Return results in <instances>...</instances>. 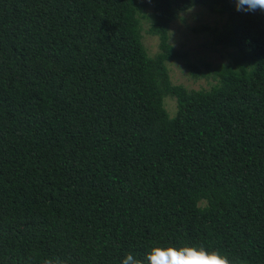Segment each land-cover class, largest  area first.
I'll return each mask as SVG.
<instances>
[{
	"label": "trees",
	"instance_id": "obj_1",
	"mask_svg": "<svg viewBox=\"0 0 264 264\" xmlns=\"http://www.w3.org/2000/svg\"><path fill=\"white\" fill-rule=\"evenodd\" d=\"M194 6L226 16L192 29L227 60L171 42V22ZM176 60L213 82L173 83ZM185 244L264 264V12L0 0V264H120Z\"/></svg>",
	"mask_w": 264,
	"mask_h": 264
},
{
	"label": "rangeland",
	"instance_id": "obj_2",
	"mask_svg": "<svg viewBox=\"0 0 264 264\" xmlns=\"http://www.w3.org/2000/svg\"><path fill=\"white\" fill-rule=\"evenodd\" d=\"M180 18L171 22L169 26V32L171 36V42L179 50L185 53L194 55H203L206 59L219 62L221 60H227L228 50H216L208 43L211 41V36L207 31H193V26H202L204 24L211 25L221 29L226 20L225 15H221L218 12H212L204 9L201 6H194L180 14ZM146 23V22H145ZM144 28H147V23L144 24ZM143 42L147 46L150 54H154L159 50V39L157 36H151L147 33H143ZM220 48L215 46V48ZM170 78L175 84H183L189 89H198L201 87H209V84L213 82L210 78L204 77L193 78L187 69L184 67L182 60L170 61L168 63ZM164 105L170 116L174 115L176 110V103L173 97H165Z\"/></svg>",
	"mask_w": 264,
	"mask_h": 264
},
{
	"label": "clouds",
	"instance_id": "obj_3",
	"mask_svg": "<svg viewBox=\"0 0 264 264\" xmlns=\"http://www.w3.org/2000/svg\"><path fill=\"white\" fill-rule=\"evenodd\" d=\"M237 11L245 13L264 12V0H235ZM46 264H53L52 260ZM56 264H61L59 260ZM120 264H234L220 250H206L202 245H153L145 253L144 258H138L132 253H125Z\"/></svg>",
	"mask_w": 264,
	"mask_h": 264
}]
</instances>
